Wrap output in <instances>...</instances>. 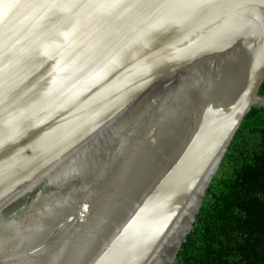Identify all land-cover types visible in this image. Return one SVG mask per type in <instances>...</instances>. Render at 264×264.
Here are the masks:
<instances>
[{
  "label": "water",
  "instance_id": "water-1",
  "mask_svg": "<svg viewBox=\"0 0 264 264\" xmlns=\"http://www.w3.org/2000/svg\"><path fill=\"white\" fill-rule=\"evenodd\" d=\"M66 2L0 0V264H149L264 106V0Z\"/></svg>",
  "mask_w": 264,
  "mask_h": 264
},
{
  "label": "trees",
  "instance_id": "trees-1",
  "mask_svg": "<svg viewBox=\"0 0 264 264\" xmlns=\"http://www.w3.org/2000/svg\"><path fill=\"white\" fill-rule=\"evenodd\" d=\"M172 264H264V107L241 122Z\"/></svg>",
  "mask_w": 264,
  "mask_h": 264
},
{
  "label": "snow or ice",
  "instance_id": "snow-or-ice-1",
  "mask_svg": "<svg viewBox=\"0 0 264 264\" xmlns=\"http://www.w3.org/2000/svg\"><path fill=\"white\" fill-rule=\"evenodd\" d=\"M123 0H67L66 3H61V11H66L73 13L76 16L84 15L85 13L89 15H111L118 7L121 6ZM209 3V0H171V3L168 5V8L172 12H182L185 14H191L199 11L200 9L206 7ZM77 10L73 12V10ZM65 37L72 35L71 32L64 34ZM3 119V116L0 115V120ZM15 120L16 117H12L8 121L7 131L5 127L0 126V143H3V138L7 134L10 137V134L15 131Z\"/></svg>",
  "mask_w": 264,
  "mask_h": 264
},
{
  "label": "rangeland",
  "instance_id": "rangeland-1",
  "mask_svg": "<svg viewBox=\"0 0 264 264\" xmlns=\"http://www.w3.org/2000/svg\"><path fill=\"white\" fill-rule=\"evenodd\" d=\"M264 107V106H263ZM200 202L197 206H199ZM191 206L188 209V213L182 217L174 231L168 236L167 240L154 256L149 264H172L177 253V250L180 244L184 241L186 233L190 230L193 218L191 217L194 214L195 207Z\"/></svg>",
  "mask_w": 264,
  "mask_h": 264
},
{
  "label": "bare ground",
  "instance_id": "bare-ground-1",
  "mask_svg": "<svg viewBox=\"0 0 264 264\" xmlns=\"http://www.w3.org/2000/svg\"><path fill=\"white\" fill-rule=\"evenodd\" d=\"M36 226H37V222H31V223H30V226L28 227L29 229H27L26 232H28V230H31V229L35 228ZM25 230H26V229H25ZM23 233H24V232H23ZM20 239H21V238H20ZM21 243H22V247H25L26 243H23V242H21ZM55 246H57V247H55ZM55 246H54V249H55V248H58L60 245H55ZM23 250H25V249H23ZM59 250H60V249H58L57 251L54 250V252L57 253V254L59 255L58 257H60V258H61V257H62V258H65V256L63 257L62 253L59 254V252H60ZM56 258H57V257H56ZM54 259H55V258H54ZM46 261H48V260H46ZM43 262H44V261L40 260V261H37L36 264H44ZM52 264H54V260L52 261Z\"/></svg>",
  "mask_w": 264,
  "mask_h": 264
},
{
  "label": "flooded vegetation",
  "instance_id": "flooded-vegetation-1",
  "mask_svg": "<svg viewBox=\"0 0 264 264\" xmlns=\"http://www.w3.org/2000/svg\"><path fill=\"white\" fill-rule=\"evenodd\" d=\"M36 196H37V193L34 194V196H32V197H30V198H33V197H36ZM31 203H32V202H31V199H30V200H27V201L22 202L21 205H20L19 207H21V206H23V205H25V206L29 205V206H30ZM38 204L42 206L44 203H43V202H39ZM19 207L14 208V209L12 210L11 213H14V212L18 211V210L20 209ZM9 221H12V220H9Z\"/></svg>",
  "mask_w": 264,
  "mask_h": 264
}]
</instances>
